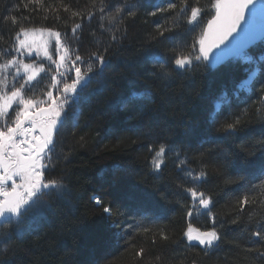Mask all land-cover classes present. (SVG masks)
Returning <instances> with one entry per match:
<instances>
[{
	"label": "trees",
	"instance_id": "obj_1",
	"mask_svg": "<svg viewBox=\"0 0 264 264\" xmlns=\"http://www.w3.org/2000/svg\"><path fill=\"white\" fill-rule=\"evenodd\" d=\"M26 2L0 0V35L3 36L0 50L11 48L14 43L12 37L18 31V25H12L10 20L3 21L6 14L18 17L24 27L50 28L71 35L73 21L69 19L70 12L65 13L61 4L81 13L91 9V0H43V7L37 11L26 10ZM168 2L170 0H140L143 7L135 20L125 21L129 38L112 55L111 65L105 68L103 76L95 74L99 70L96 66L93 79L80 94L79 100L66 106L68 118L57 137L60 142L57 152L61 147L67 152L71 146L77 145L81 136L87 141L86 147L77 145L72 162L68 165L72 193L63 200L52 202L51 208L30 215L19 226L14 223L5 227L0 222V260L4 264H168L169 261L171 264H249L242 250L249 238L243 229L253 226L247 219V206L237 224H227L219 229L222 234L220 247L205 254L199 246H186V241L181 237L189 223L202 231L211 229L213 225L207 215L195 211L192 217L186 215L192 207L191 199L187 194H178L175 185L183 180L184 167H199V157L195 154L201 143L217 154H234V163L226 170L227 174H242L254 179L264 169V153L257 151L255 155H248L239 150L241 145L250 144L254 139L264 136V123L253 120L230 138H224L214 131L211 137L205 135L217 103H220L221 111L216 113V118L221 122L229 114L239 115L244 109L248 110L249 116L257 109L264 114V99L260 98L256 90L264 82V41L221 67L210 65L206 68L202 65L191 73H173L167 87L160 82L153 83L151 91L155 103L151 111L142 120H129L131 105L124 107L122 102L132 91L138 94L144 91V81L137 74L150 70L152 66L144 62L137 48L139 42L146 40L148 34L154 31L155 22L163 23L166 16L174 17L169 23L176 26L166 36H174L175 39L147 44L146 50L172 57L175 53L170 49L176 47L178 51H187L185 44L190 45L194 37H199L206 20L211 18L209 12L214 14L212 4L215 0H199V6L204 11L195 31H191L193 26L188 25L186 19L178 14L179 0H175L178 4L175 12L155 17L147 15L154 10L155 5ZM193 2L190 0V3ZM17 4L20 5L18 10L13 7ZM32 7L35 6L29 5V8ZM57 9L61 17L59 21L54 19ZM25 16L29 19L24 20ZM77 22L84 25V44L79 49L82 55L85 49L97 46L96 40L101 43L106 41L108 34L101 35L96 19L91 22L78 19ZM90 31H95L96 36L90 35ZM49 51L56 59L54 50L50 48ZM12 56L26 64L48 67L44 56L31 60L32 56H17L12 52L11 56L6 55L4 59ZM245 56L250 59H244ZM4 59H0V64L4 63ZM257 69V76L245 86L244 83ZM14 71L8 70L9 73ZM41 74L37 81H33L36 86V96L33 98H42V92L47 90L50 82V74ZM12 82L9 76V85ZM9 111L10 117L14 115L13 109ZM77 112L78 127L73 129L72 117ZM118 139L121 143L116 145ZM148 145L154 149L164 145L170 150L159 179L154 178L149 171L152 153L148 151ZM177 151L181 159L185 154L190 157L186 165L177 167ZM208 172L209 178L202 190L212 196L213 212L219 224L237 214L235 200L245 188L225 185L220 174L211 167ZM93 195L101 197L106 204L119 206L125 212V226L135 223L132 216L137 219L148 217L145 223L154 225L156 232L163 230L171 238L170 241L157 238L153 245L151 234H137L129 229L130 244L134 247H128L124 243L125 238L117 240L110 221L95 209L90 199ZM3 233H9L11 239ZM5 247L10 250L4 252ZM126 247L127 251L124 250ZM140 247L145 249L143 261L135 257ZM157 256L161 259L157 260Z\"/></svg>",
	"mask_w": 264,
	"mask_h": 264
},
{
	"label": "snow or ice",
	"instance_id": "obj_2",
	"mask_svg": "<svg viewBox=\"0 0 264 264\" xmlns=\"http://www.w3.org/2000/svg\"><path fill=\"white\" fill-rule=\"evenodd\" d=\"M253 3L254 0H215L212 4L214 14L209 12L211 18L206 20L199 37H194L190 45L185 44L187 51H178L176 47H172L170 51L175 53L172 57L146 50L147 44L164 43L175 39L174 36H166V33H171L176 26L169 23L174 17L166 16L163 23L155 22L154 31L148 34L146 40L140 41L137 48V51L142 53L144 62L151 64L152 67L150 70L146 69L144 73L137 74L144 81L143 93L132 91L122 102L124 107L131 105L128 119L142 120L151 111L155 103L151 91L153 83L160 82L167 87L173 73L181 75L194 72L202 65L206 68L210 67V63L206 62L210 61L213 49L225 44L237 32L241 21L245 18V11ZM29 5L35 7L29 8ZM13 7L18 10L20 5ZM40 7H43V0H27L24 3V8L29 11H37ZM61 7L65 13L70 12L69 19L73 21L71 35L50 28L24 27L18 17L7 14L2 18L4 22L10 20L12 25H18V31H15L12 37L14 43L11 48L0 50V59H4L6 55L11 56L12 52L17 56H23L25 52L31 56L34 49L33 44L28 40L30 35L40 33L42 36L46 34L48 38L44 40L43 45L44 58L48 61L47 68L43 64H26L15 56L4 59V63L0 64V221H3L5 227L14 223L19 226L30 215L44 208H51L52 202L63 200L72 193L68 165L72 162L77 145L86 147L87 141L81 136L77 145L71 146L67 152H64L62 147L57 152L60 144L57 137L68 118L66 106L79 100L80 94L93 79L92 74L96 66L99 70L95 74L103 76L105 68L111 65L112 55L129 38V29L125 21L135 20L143 5L140 0L136 2L91 0V9L87 13L71 11L69 6L63 4ZM177 9L178 4L175 0H170L166 4L155 5L154 10L149 11L147 15L155 17L158 14L175 12ZM203 11L199 6V0H194L193 3H190V0H179L178 14L186 19L188 25L193 26L191 31H195V26L202 19ZM23 19L29 18L25 16ZM54 19L57 21L61 19L59 9ZM78 19L80 21L87 19L89 22L96 19L101 35L108 34L105 42L96 40L97 46L94 49H85L83 55L79 49L84 44L82 40L84 25L82 22H77ZM89 34L96 36L95 31H90ZM210 37L211 42H209ZM0 40H3L2 35ZM53 40L54 44H52ZM50 48L54 50L58 60L53 58ZM244 59L250 58L245 56ZM9 69L15 71L9 73ZM258 72L259 69L252 72L249 84ZM41 73L50 74V82L47 90L42 92V98H33L36 96V86L33 81H37ZM9 76L13 81L11 85L8 83ZM256 90L259 91L260 98L264 99V82L260 83ZM10 109L14 111V118L9 116ZM220 111L221 105L217 103L209 121L210 126L205 131L206 136L211 137L214 131L222 134L224 138H230L253 120L264 123V114H261L259 109L251 116L247 109L242 110L239 115L229 114L223 122L216 118V113ZM78 115V112L73 114V129L78 127ZM120 143L118 139L116 145ZM147 147L152 153L149 171L154 178L159 179L163 174L162 165L165 164V158L170 150L164 145H160L158 149L152 148L151 145ZM239 150L248 155H255L257 151L264 153V136L254 139L250 144L241 145ZM175 155L178 159L177 167L186 165L190 159L187 154L181 159L178 151ZM195 155L199 157V167H184L183 180L176 183L175 191L190 197L192 207L186 212L188 217H192L194 211L197 214L207 215L213 227L202 231L189 223L181 239L186 241V246H199L207 254L208 251L219 248L222 243L219 229L227 224H237L241 220L240 214L245 212L247 206L249 210L247 219L253 226L250 228L245 226L243 229L249 238L242 246V250L246 253L249 264H264V169H261L254 179L242 174H227L226 170L234 163L232 158L234 154H217L210 147L206 148L204 143H201ZM209 167L220 174L225 185H240L245 188L243 194L235 200V206H238L237 214L231 216L229 220L220 221L219 224L213 212L212 196L202 190L209 178ZM90 199L95 209L110 221V227L115 230L114 235L117 240L125 238L124 243L128 247H134L130 244L129 229L137 234H151L153 245L156 244L157 238L165 242L170 241L171 238L163 230L156 232L154 225L145 223L148 217L141 216L137 219L136 216H132L135 223L125 226L123 223L125 212L119 206L106 204L101 197L95 195ZM3 235L11 239L9 233ZM233 243L238 242L233 241ZM9 250L5 247L4 252ZM124 250L127 251V247ZM135 257L138 261H143L145 249L140 247L135 252ZM156 259L160 260L161 257L157 256ZM0 264H4V261L0 260ZM168 264L171 262L169 261Z\"/></svg>",
	"mask_w": 264,
	"mask_h": 264
},
{
	"label": "water",
	"instance_id": "obj_3",
	"mask_svg": "<svg viewBox=\"0 0 264 264\" xmlns=\"http://www.w3.org/2000/svg\"><path fill=\"white\" fill-rule=\"evenodd\" d=\"M262 41H264V0H254L245 11V18L241 21L237 32L225 44L213 49V55L210 56L208 63L213 67H221L242 56Z\"/></svg>",
	"mask_w": 264,
	"mask_h": 264
},
{
	"label": "rangeland",
	"instance_id": "obj_4",
	"mask_svg": "<svg viewBox=\"0 0 264 264\" xmlns=\"http://www.w3.org/2000/svg\"><path fill=\"white\" fill-rule=\"evenodd\" d=\"M23 38V37H22ZM45 39H48L46 34L44 36H42L40 33H36L34 35H30L28 40H29V43H32L33 44V52H32V57L30 58L31 60L32 59H39L41 58V56H44V50H43V45H44V40ZM52 44H54V40L52 41ZM24 55H27V53L25 52ZM55 58L58 60V56L55 55ZM42 76V74H40L39 77H37V80ZM251 77V76H250ZM250 79V78H249ZM249 80H247L244 85L245 86H248L249 83H248ZM10 112V111H9ZM12 118H14V115L11 116ZM32 218V217H30ZM29 218V219H30ZM0 222H3V221H0Z\"/></svg>",
	"mask_w": 264,
	"mask_h": 264
}]
</instances>
